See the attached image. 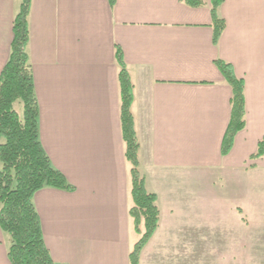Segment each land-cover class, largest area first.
Instances as JSON below:
<instances>
[{
	"label": "crops",
	"instance_id": "obj_1",
	"mask_svg": "<svg viewBox=\"0 0 264 264\" xmlns=\"http://www.w3.org/2000/svg\"><path fill=\"white\" fill-rule=\"evenodd\" d=\"M203 1L190 8L180 0H31L26 51L39 138L75 189L33 196L54 264H128L139 239L128 216L116 46L133 86L139 167L159 214L138 264H179L187 248L240 256L235 264L243 255H264V157L251 159L264 138V0H223L218 15L225 26L216 43L210 0ZM19 4L0 0V72ZM217 60L244 84L245 127L225 156L231 89ZM196 174L252 181L238 184L233 201L222 197L227 209L220 210L219 200L196 197L189 182ZM189 231L196 235L183 238ZM7 247L0 230V264H10Z\"/></svg>",
	"mask_w": 264,
	"mask_h": 264
},
{
	"label": "trees",
	"instance_id": "obj_2",
	"mask_svg": "<svg viewBox=\"0 0 264 264\" xmlns=\"http://www.w3.org/2000/svg\"><path fill=\"white\" fill-rule=\"evenodd\" d=\"M110 5L113 0H109ZM190 8L204 6L203 0H180ZM223 0H210L213 43L225 23L218 15ZM31 0H20L11 22L8 59L0 72V230L8 238L10 264H54L44 244L40 220L33 204L36 192L49 188L68 193L74 187L50 162L39 138L38 103L26 51ZM119 90V120L123 156L128 165L130 206L128 216L139 239L128 254V264H138L140 254L158 227L156 196L146 190L145 176L139 167V144L131 113L133 86L123 60L115 47ZM231 89L230 120L223 136L221 155L232 148L235 135L245 127L244 84L230 64L214 62ZM264 157V138L251 159Z\"/></svg>",
	"mask_w": 264,
	"mask_h": 264
},
{
	"label": "rangeland",
	"instance_id": "obj_3",
	"mask_svg": "<svg viewBox=\"0 0 264 264\" xmlns=\"http://www.w3.org/2000/svg\"><path fill=\"white\" fill-rule=\"evenodd\" d=\"M248 177V176H247ZM240 178L239 176H231V175H218V174H211V175H206V174H196L194 176V179H190L189 182H194L197 187H196V197L199 199H208L212 198L213 201L219 200V207L221 208L220 210L227 209L222 201L225 199L224 197L227 198L228 201H233L232 195L236 196L240 188L238 187L239 183L244 180V182L248 183L251 182L250 178ZM246 179V180H245ZM146 183V182H145ZM208 185V187H199ZM246 193V192H243ZM223 197V198H222ZM223 200H222V199ZM222 203V204H220ZM203 206V205H202ZM196 210H199V216L198 218H193L192 224L193 227L195 228L194 231H198L199 227L201 226L199 217H203V208H196ZM195 217H197V214H195ZM244 227H248L249 223L247 222L246 219H244ZM195 225H197L195 227ZM207 225V223H206ZM222 229V225H221ZM194 231H189L187 234H184L183 238H186L190 235H194ZM196 235V234H195ZM191 249L187 248L184 252H186V255H180L177 256L179 258V261L181 264H235V260L240 258V256H236L233 254H217V253H206L202 254V251H197L194 249V253H187L188 251L190 252ZM183 251V250H182ZM243 264H264V255L262 254H255V255H243ZM179 263V264H180Z\"/></svg>",
	"mask_w": 264,
	"mask_h": 264
}]
</instances>
